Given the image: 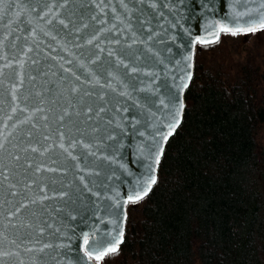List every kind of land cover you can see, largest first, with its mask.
I'll use <instances>...</instances> for the list:
<instances>
[{"label":"water","instance_id":"1","mask_svg":"<svg viewBox=\"0 0 264 264\" xmlns=\"http://www.w3.org/2000/svg\"><path fill=\"white\" fill-rule=\"evenodd\" d=\"M262 5L0 0V264H94L83 237L106 246L156 177L198 41Z\"/></svg>","mask_w":264,"mask_h":264},{"label":"trees","instance_id":"2","mask_svg":"<svg viewBox=\"0 0 264 264\" xmlns=\"http://www.w3.org/2000/svg\"><path fill=\"white\" fill-rule=\"evenodd\" d=\"M226 35L195 46L156 183L126 205L119 252L94 264H264V54L243 45L235 60Z\"/></svg>","mask_w":264,"mask_h":264},{"label":"snow or ice","instance_id":"3","mask_svg":"<svg viewBox=\"0 0 264 264\" xmlns=\"http://www.w3.org/2000/svg\"><path fill=\"white\" fill-rule=\"evenodd\" d=\"M264 7V5H262ZM63 23V21H61ZM220 32L223 33H230L231 35H237L238 33H243L245 35L249 33H256L258 31H264V15H261L259 21L257 23L249 24L247 27L244 28H229L227 26L221 25ZM219 39V33H217L214 36V39L211 41L201 40L198 41V43L206 44V43H214L218 41ZM189 59H191L189 57ZM191 66V65H189ZM191 80V74L189 73L187 75V79L182 81L181 84V91L183 89H186L188 87V82ZM177 105L178 107L173 113L172 121L167 125V133L162 136V142L166 143L168 138L172 136L176 128L179 127L180 123L182 122V114L184 110L183 103L179 102L177 99ZM47 119V117H45ZM47 139V137H45ZM32 151H36L35 148L32 149ZM163 154V147L160 148L159 152L156 155L155 164L158 165L160 161V156ZM156 183V177L154 175L150 176L149 180L147 181V186L142 189V191L137 192L134 196H129L128 201L132 203H136L139 200L143 199L144 196L148 194L149 191H151L152 185ZM126 220V216L124 217ZM123 237H124V231L123 228H120L119 232L111 238L107 242L106 246H102L101 248H93L89 245V237L85 235L83 237V251L84 256L88 257L89 260L95 259L97 262L101 261L105 256L109 254H116L119 252L120 244L123 243Z\"/></svg>","mask_w":264,"mask_h":264},{"label":"rangeland","instance_id":"4","mask_svg":"<svg viewBox=\"0 0 264 264\" xmlns=\"http://www.w3.org/2000/svg\"><path fill=\"white\" fill-rule=\"evenodd\" d=\"M239 34V33H238ZM226 41L228 42V45L230 47L232 56L235 60H242L246 56L245 50H243V45L250 49L251 56L257 61L259 58H257L258 54H264V34L258 33L255 36L251 35L248 36L245 41L241 39L239 35H235L234 37H230L226 35Z\"/></svg>","mask_w":264,"mask_h":264}]
</instances>
